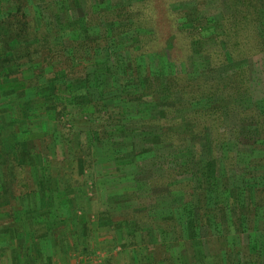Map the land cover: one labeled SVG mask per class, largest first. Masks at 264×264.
<instances>
[{
	"label": "trees",
	"instance_id": "trees-1",
	"mask_svg": "<svg viewBox=\"0 0 264 264\" xmlns=\"http://www.w3.org/2000/svg\"><path fill=\"white\" fill-rule=\"evenodd\" d=\"M263 53L264 0H0V248L75 224L59 169L78 161L90 190L133 183L107 201L151 202L101 211L127 236L182 234L187 264H264V95L247 63Z\"/></svg>",
	"mask_w": 264,
	"mask_h": 264
},
{
	"label": "rangeland",
	"instance_id": "rangeland-1",
	"mask_svg": "<svg viewBox=\"0 0 264 264\" xmlns=\"http://www.w3.org/2000/svg\"><path fill=\"white\" fill-rule=\"evenodd\" d=\"M171 5L176 9H184L189 8L192 3L182 1L172 3ZM76 7L79 6H75L72 13L74 16H79L80 13H82L81 8ZM166 49L165 52L168 53L169 45ZM194 54L196 55V53ZM194 54L188 56V62L191 65L194 63V59L197 56ZM247 63L250 65L251 72L253 71V73H255L253 75L254 86L252 97L253 99L262 97L264 95V53L247 59ZM260 70H262V72ZM210 72L209 70L204 71L205 75L210 74ZM70 139L68 144L72 147L71 149L74 150V152L80 145V141L84 143L86 140L84 135L80 137L78 131H74ZM66 142H68V140ZM244 145L245 143L240 142L241 149H244ZM60 146L61 150L57 152L59 157H62V150H64V148L62 149V143ZM26 169L28 173H30V168L28 167ZM59 171L61 174L63 173L65 178L72 181L75 185L78 198L81 197L79 198L80 201H74L76 206L79 207L78 209H80L78 215L76 216L74 213L71 214L74 216L75 224L72 225L70 221L68 225H59V234L52 238V242L47 239L46 235L39 232L33 233V231L22 232L24 238L23 241H20L19 238L14 236L15 232L12 233L10 231L12 234L9 239L13 241H11L9 245L0 248V264H187L184 263L188 256L185 244L186 238H184L182 234L178 240L167 237L163 241H161L158 233L153 230H146L143 234L136 233L137 235L134 237L127 236L128 226L125 224L118 226V223L114 222L116 221V217L111 219L112 216L109 215V218L105 215L100 218V216H102L101 211L104 213L106 208L109 211H115L119 217L120 212L126 213L125 211H127V209H124L123 205H131L128 209H136L141 206V204L151 206V202H146L147 200L143 196L138 199H133V201L123 200V197L121 198L122 201H107V196L113 194L111 191L114 188H118L119 191L121 188L132 187L133 183H131L130 180H126L123 184L118 185L116 179H106V177H104L105 175H97L94 178L97 184L93 185L92 190H90L88 185H91L92 180L87 175H83L81 172L82 168L79 166L78 161L77 163L74 162L69 167H65V165L61 166ZM28 177L26 173H21L19 175V178L24 182H26ZM87 179L90 180V182H88L89 184H86ZM29 182L31 183V180H29ZM222 185L223 183L220 184V186ZM118 191L117 194L119 196V193L123 191ZM86 194L88 196L91 195V199H89ZM131 197V194H129L128 198L131 199ZM108 199L110 200L111 198L109 197ZM110 202L111 204L109 205ZM66 205L64 206L66 207ZM107 214H109V212ZM5 217L8 218L6 214L1 215L0 219ZM81 219L86 220V222L81 221ZM15 228L16 227L13 226L11 230ZM153 236L156 237L155 239L158 240L159 243H153L154 240L151 238ZM2 239V241H4V237H2ZM216 250L217 245L212 247V251ZM166 255H172V260H168ZM163 256L166 257L167 260L165 262H159ZM205 262V264H214L210 256Z\"/></svg>",
	"mask_w": 264,
	"mask_h": 264
}]
</instances>
